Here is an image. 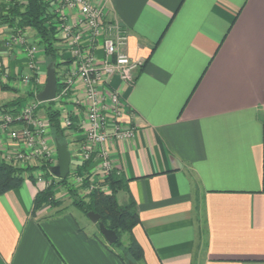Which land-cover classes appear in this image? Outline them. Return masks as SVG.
Returning a JSON list of instances; mask_svg holds the SVG:
<instances>
[{
	"label": "crops",
	"instance_id": "1",
	"mask_svg": "<svg viewBox=\"0 0 264 264\" xmlns=\"http://www.w3.org/2000/svg\"><path fill=\"white\" fill-rule=\"evenodd\" d=\"M90 1L122 26L127 54L143 61L133 86L118 77L109 84L126 106L122 121L137 129L110 148L122 182L116 200L135 204L140 218V264H264V0ZM4 4L0 114L16 99L17 108L37 100L50 65L40 48V85L21 82L28 58L21 42L6 45L14 31L1 21ZM26 36L36 43L32 31ZM59 45L58 77L74 63ZM96 53L101 59L102 47ZM51 102L77 124L81 108ZM76 128L66 132L71 162L83 142ZM40 187L28 180L0 196V264H126L68 213L65 190L59 206L34 213Z\"/></svg>",
	"mask_w": 264,
	"mask_h": 264
},
{
	"label": "built area",
	"instance_id": "2",
	"mask_svg": "<svg viewBox=\"0 0 264 264\" xmlns=\"http://www.w3.org/2000/svg\"><path fill=\"white\" fill-rule=\"evenodd\" d=\"M53 11L59 20L57 37L71 50L74 58L69 72L57 78L58 90L53 101H57L58 107L72 101L76 111L82 109L81 114L76 112L79 114L77 124L69 116L62 119L64 128L77 127L83 137L74 152L67 178L80 190L81 196H88L98 188L108 192L101 183L118 170L110 144L130 140L137 131L135 126L122 121L126 106L120 94L110 90L109 84L118 77L127 86H133L143 61L127 54L128 34L118 22L107 21L104 6H96L90 0H55ZM26 34H11L6 45L10 47L16 40L21 42L22 51L28 58L29 73L20 79L30 87L41 82L37 60L40 47L36 43L26 44ZM99 47L103 49L101 59L96 53ZM77 92L83 94L82 100L74 95ZM40 104L35 99L17 110L1 112L0 161L20 168H33L36 185L45 188L53 180L59 183L62 179L46 177L58 162V152L52 141L50 122L38 113ZM88 163L87 171L81 173V168ZM92 165H96L98 172L90 169Z\"/></svg>",
	"mask_w": 264,
	"mask_h": 264
},
{
	"label": "trees",
	"instance_id": "3",
	"mask_svg": "<svg viewBox=\"0 0 264 264\" xmlns=\"http://www.w3.org/2000/svg\"><path fill=\"white\" fill-rule=\"evenodd\" d=\"M55 0H10L4 4L5 14L1 17L3 24L13 29V33L32 31L36 37V44L41 48L44 56L56 69L58 78L59 54L65 49L59 44L62 43L57 37L58 17L54 14L53 4ZM63 49V50H62ZM72 63L71 61L64 63ZM5 89H8L6 86ZM42 91V89H41ZM52 102L42 103L39 112H43L50 122L51 136L59 143H67L66 132L74 128H64L62 124V113L53 108ZM21 100L16 99L11 106L17 107ZM75 118H73L74 120ZM90 163L81 168L80 172H86ZM33 168H20L12 164L0 161V196L11 190L20 188L28 180L36 184ZM47 179L55 177L52 173L46 174ZM54 179V178H53ZM111 192H104L98 188L88 196H81L80 190L74 188L68 178L53 183L48 187H40L34 200V213L44 206H59L61 201L57 200L56 195L63 189L72 199V205L83 211L86 215L94 211L100 215V221L106 228L113 230L118 235V240L111 247L123 248V237L127 235L129 244L124 249L128 254H117L126 264H140L143 260V251L133 237L134 228L139 225L140 218L135 204L130 203L122 206L116 200V193L121 188V180L112 174L108 179L101 183ZM98 230L99 227L95 225ZM99 236L104 237L99 231ZM114 252V251H113Z\"/></svg>",
	"mask_w": 264,
	"mask_h": 264
},
{
	"label": "water",
	"instance_id": "4",
	"mask_svg": "<svg viewBox=\"0 0 264 264\" xmlns=\"http://www.w3.org/2000/svg\"><path fill=\"white\" fill-rule=\"evenodd\" d=\"M58 90V81L56 75V69L53 64H50L47 70L46 84L42 92L37 95V100L41 103L51 102L56 98ZM58 152V162L56 166L51 168V173L60 179H66L71 169V152L67 143L55 142ZM89 219L93 224H97L99 231L106 241L112 245L118 240V235L115 231L106 228V226L100 221V215L91 211L88 213Z\"/></svg>",
	"mask_w": 264,
	"mask_h": 264
},
{
	"label": "rangeland",
	"instance_id": "5",
	"mask_svg": "<svg viewBox=\"0 0 264 264\" xmlns=\"http://www.w3.org/2000/svg\"><path fill=\"white\" fill-rule=\"evenodd\" d=\"M69 53H66V56H69ZM58 59L60 60L61 57H58ZM47 68V66H46ZM72 149V148H70ZM57 198V197H56ZM60 198V197H58ZM62 199V198H60ZM59 200V199H57ZM60 201V200H59ZM65 202H67L66 204H68V213L73 214L76 218V220L88 231H95L96 233L99 234V230L98 228L95 226V224L92 223V221L89 219L88 214L86 215L83 211H81L80 209H78L77 207L71 205L72 204V199H67ZM129 244V239L127 237V235H125L123 237V248L119 249V248H114L111 247L112 245H109L112 249L114 248V252L117 254H128L127 251H125L124 249L126 248V246Z\"/></svg>",
	"mask_w": 264,
	"mask_h": 264
}]
</instances>
